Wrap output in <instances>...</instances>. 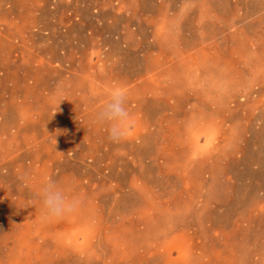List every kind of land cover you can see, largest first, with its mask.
Instances as JSON below:
<instances>
[{"label":"rangeland","instance_id":"1","mask_svg":"<svg viewBox=\"0 0 264 264\" xmlns=\"http://www.w3.org/2000/svg\"><path fill=\"white\" fill-rule=\"evenodd\" d=\"M0 264H264V0H0Z\"/></svg>","mask_w":264,"mask_h":264},{"label":"clouds","instance_id":"2","mask_svg":"<svg viewBox=\"0 0 264 264\" xmlns=\"http://www.w3.org/2000/svg\"><path fill=\"white\" fill-rule=\"evenodd\" d=\"M107 100L95 114V121L107 125L109 139L114 142L126 138L133 126L127 110V96L123 89L113 88ZM43 219H55L75 212L80 204L79 196H69L54 180H46L37 192Z\"/></svg>","mask_w":264,"mask_h":264}]
</instances>
